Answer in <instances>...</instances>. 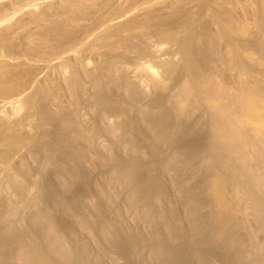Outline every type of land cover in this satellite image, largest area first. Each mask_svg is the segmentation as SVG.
I'll use <instances>...</instances> for the list:
<instances>
[{
	"label": "rangeland",
	"instance_id": "1",
	"mask_svg": "<svg viewBox=\"0 0 264 264\" xmlns=\"http://www.w3.org/2000/svg\"><path fill=\"white\" fill-rule=\"evenodd\" d=\"M21 1L23 2V0H20V2L19 0H0V16L2 17L9 14H11L9 16H12L11 18L9 16L7 17L8 19L10 18L9 20H6L7 23L5 21L3 24L2 22L3 26L5 27H2L0 23V68L2 69V67L4 66L5 68H3L2 70H7L8 68H10V70L13 69L12 71L14 72L15 70L17 72H20L22 70L23 72L25 68H32L31 70L26 69L25 71L29 70L30 73H34L31 74L32 76L30 77V80L24 88L16 91H9L7 86L4 88L3 97L0 100V117L4 118L5 126H0V135L2 134L4 128H9L12 133L10 135H5V138H0V154H14L10 160V171L13 170V172L15 173H21L22 171L24 175H28L30 173L29 175L34 174V176H37L39 178V194L41 198L43 196V205L45 200L44 212H46L48 216L50 215V219L52 218L54 224L55 222L57 224H55V226L59 227V229L63 231V234L66 235L65 237L68 238V245L70 247L76 246V242H79L80 240H86L87 245H89L90 243V245L87 247H90V250L92 249L90 251L91 254H95V252L98 253L103 248H106V250L108 248V251L110 250L108 252L103 249L104 256L101 254L103 258L101 257V255H92V258H90L94 262H98L100 264H122L123 262V264H148L150 263L148 260V255L151 247H147L148 245H144L145 247L141 245V247L138 248V246L140 245L136 244V242L139 240V238L141 237L140 239L145 240L146 236L148 237L149 231L152 230L150 229V226L155 228L158 226L159 228L161 227L160 225H162L163 220L161 218L162 221H160L159 216H161L162 214L163 217L166 216L168 218L176 217L179 219L181 216L182 218H180V220L184 219L183 222L186 221L187 216L182 215L183 211L180 207L182 202L180 201L178 195H176L178 194V188H175L176 186H178L176 184V186L174 185L173 187L175 190H170L172 193H168L169 195L165 199L160 201V207L157 206L155 208H149L150 210L148 209V218H145L146 216L142 213L141 209H139L140 207H138V205L129 204V201L127 202L128 190H125L128 189L126 188L127 185H119L121 183L114 173V167H116L119 163L125 164L130 159H135L137 162L140 161L136 166L137 172L140 173L145 172L144 170H149L151 173H153V175L155 174L158 179H162L164 176V174L159 173L160 170L156 165L157 160H155V158H153L152 155L149 154V152H151V149H158V144H151L147 141L149 139H146L149 144L154 146H151V148L149 145V149L148 146L145 147V144L148 145V143L146 141V143H144L143 141L147 136H143L144 138L141 136L146 135L147 133L144 134L145 129L139 123L140 119L139 117L137 118V112L146 110L147 105L148 108H150V106L155 102H160L163 107L169 106V98L171 93L175 91L178 83L185 76L186 69L193 64L207 62L211 67L209 73L216 79L224 82L227 85H230L231 79L223 76L224 72L230 67L233 60L230 57V54L236 49L240 50L241 47L245 44L252 47L249 50V52L252 54V57L244 55L240 51V53L236 56V59L244 60L252 68L258 67L261 57L256 53L257 51L254 47L255 44L252 41V38L256 34H258L260 30L259 18L260 16L264 17L263 5L261 2L264 3V0H227L225 2L223 0H213L212 2H209L210 0H64L65 3L62 2L63 0H26L24 1L25 3L23 2V4H26L30 1L31 7L32 4L35 7H32L33 11H31V14L27 12ZM67 2H71V4ZM73 4L75 5L73 6ZM132 19H136L141 24L143 23L146 26L145 29L139 30L137 28H132L118 35L114 34L115 32H112L111 34V31L114 30V26L125 23ZM244 19H246L247 21L248 33H245L240 37L233 39L232 32H229L225 35H222V31L220 32V30H222V24H220V21H222L223 23V21L225 22L233 20L232 22H234L236 20L238 23ZM68 21L70 22L68 23ZM193 32L196 34L195 39H193L192 37ZM53 36H56V38L58 37V39L60 37L61 39L58 40L56 38H53ZM47 37H49V42L50 39H52L50 43L46 41ZM97 37L101 40H99ZM126 37L130 41L127 45H124V42L122 41L127 40L125 39ZM97 39L99 40V43H97L96 45L95 42H98ZM40 42L46 43L45 47L47 49L45 48L44 50L43 43V48H40ZM122 43L125 47L122 45ZM141 50H143L144 53L143 51L141 52ZM112 54L115 55L116 58ZM188 54H191V58L189 60H187ZM72 55L75 56L72 57ZM113 57L115 58V60L121 59V63H123L122 67L120 61L116 60L114 61V63L118 62V68L120 66L122 68L121 73H124V75H126L127 77L120 73L121 75L119 74L116 78L117 81L115 79V82H112L109 79L108 83V79L105 80L106 76L104 74V71L106 68L105 73L107 72V63L110 60H114ZM69 58L75 60L77 59L81 62L83 60L88 64L85 63L87 64V66L84 65L83 68V62L81 63L79 61L82 64L80 65L77 64L78 61L76 60L77 65L75 64V67L74 65H71L70 67L69 65L67 66L66 63ZM59 61L61 62V64ZM57 62L59 63L57 64ZM124 63L130 66L128 67L126 65L128 67L127 68ZM134 63H145L147 64L146 66H148L149 68L151 67L150 69L153 70L156 76L155 78L158 81H162L159 87L155 85L156 83H154L152 79L149 80V78L145 76L146 71L141 72L140 70L138 71L139 74L137 72L136 75L133 76L135 72L133 73L131 65ZM60 65L62 68H64V73L61 70V77L58 75L60 74L58 73V68L60 67H56ZM63 65H66V67H63ZM76 67H78L80 70ZM123 68H125L126 72L123 71ZM142 73L144 74L142 75ZM87 74L89 76L93 75L91 76L93 77V79H87ZM140 74L142 77L139 76ZM137 75L139 78L137 77ZM74 77L83 79L82 89L78 88L79 86L77 83H75ZM144 77L146 78L143 79ZM71 78L73 79L71 80ZM130 78L132 80H130ZM94 79L95 82H98H96L97 85L95 84V82H92V80L94 81ZM141 79L143 81H140ZM69 80L71 82H73L74 80L73 83L75 84L72 83L71 85ZM133 80H135V82ZM242 82H248L246 76H243ZM113 83H115V87L117 88L118 92H121L117 93L115 91L116 88L113 87ZM122 83L123 85L124 83H126L125 85L127 87L129 86L131 89L127 88L128 90H125L126 93H123L124 91L120 90L119 88V86H123ZM109 84H112V88ZM116 84L119 86H117ZM106 88L108 89V91L104 94L107 95H104L103 89L106 90ZM73 92H75L76 94L73 95ZM108 92L110 93V95ZM111 95L113 99L115 98L114 100L112 99V97H110ZM132 96H134V100L130 98ZM109 97L114 102L109 101ZM13 99L15 100V102ZM8 100H12L13 105H19L20 101L25 103V100H31V102L24 105V107H26V110H24L25 108L23 107V109L20 110L17 114H12L10 113V111L4 110V105ZM107 100L110 103L112 102L114 107V103L117 104V107L115 108H119L118 110L121 115L116 116L117 114L113 113V111L111 110L107 112V115L109 112L113 114L109 113V116L106 115V111H104L103 107L104 105L102 104L107 103ZM193 102L195 104V107L199 108V112H204V104L199 100L197 93H194L193 95ZM107 105L105 104V107ZM139 107L142 109H138ZM46 108L48 109L46 110ZM102 110L103 114L101 116ZM72 115H77L78 121L81 120L79 122L81 123V125H79L78 123V126H81L82 128L79 129H84V131L87 133V139H90V141L87 140L86 142H84L83 147L81 148L78 145L82 146V143L79 142V144H77V141L72 139L76 142L75 143L71 140V135L74 131L73 128L71 126H69L68 128H63V126L60 125L61 121L71 117ZM122 117H125V120L121 119ZM137 119H139L138 123L136 122ZM120 120L123 121V128L125 127L124 125L127 124L126 126H131L130 130L129 127L124 128L127 132L125 130L122 131L123 129L120 130L119 128H116V126L114 127V125H118V123L121 122ZM191 122H193L192 118H184L182 120V124L184 127L194 128L198 131V133H195V136H191L193 138H191L192 141L194 140V137H197L194 141H196L197 144L203 142V144L205 145L207 142V132L205 131V126L198 125V122H194L192 126H189V123ZM57 123H59V127H57L58 125L56 126ZM104 124L107 125L105 126L106 130H111L109 126H113L114 128L118 129L119 131L116 130V133L118 134L114 132L115 135L113 136V133L109 132V130L103 132V130L105 129V127L103 128ZM60 126L63 129H60ZM56 127L58 129H56ZM101 128H103V130ZM98 129L100 131L102 130V133H104L103 136L102 133H97L99 132L97 131ZM131 130L132 133L128 134V132H130ZM111 131L113 132L115 131V129H112ZM140 131L141 134H139ZM133 132L135 133L134 135ZM95 133L97 136L99 134L100 135L97 137L95 136ZM137 134L140 136H137ZM132 136L133 138H131ZM68 137H70L69 140L71 141V143L69 140V143L67 142ZM139 137L140 139H138ZM113 138H115L118 143L127 141L128 139L129 141H131L132 139L135 141L138 140L136 142L140 141L139 144L137 143L139 149L136 148L139 150H137L138 154L136 153V155L138 156L134 157V151L132 152L133 156L125 152H123L124 155H122L121 149H117L118 143ZM62 139L63 141L65 139V141L62 142ZM58 141L62 144L60 143V147H55L56 145H58V143H56L55 145V142ZM90 142L91 146L89 144ZM85 145H87V149H84ZM48 146L51 148L48 149ZM49 150L50 152H52V155L49 154ZM53 150L57 151V154L56 152L54 153ZM79 150L83 152L81 153ZM85 150L89 154L88 156ZM140 150H142L143 153ZM67 151L72 153H67ZM73 151H75L74 154ZM76 151L78 153H81L80 155L84 159L85 157H87L86 160H84L81 156H79L81 157L79 158V154ZM108 151L111 152L113 157L108 158L110 160L107 159L106 163L103 166V164L101 165L100 163H98L96 158L100 153L104 154ZM168 152V150H165L164 152H160L159 155L164 158L165 156H167ZM63 153H66V158L62 157L64 156ZM76 153L77 156L75 155ZM140 153L141 155L143 154L142 156L145 159L140 158ZM67 154L71 157L67 158ZM83 154H85L86 156H84ZM59 156H61L60 158H62L61 161ZM47 157L49 158V160L46 159ZM161 157L159 159H161ZM185 157L186 158L184 164L186 165L184 166L187 169V167L192 166V163L194 164V161H189L190 163H187L186 161L188 160V154H185ZM53 158L55 160H52ZM56 158H58L59 160L56 161ZM78 158L79 161H77ZM126 158L127 161H125ZM41 159L46 162L45 164H43L44 167H41L39 165L43 161ZM70 159H72L74 163H78L79 166L75 164L77 166L73 165V167V161ZM80 160H83L82 162L84 163V165L82 164V162H80ZM94 160H96V164H94ZM37 161L39 162L37 163ZM44 161L42 163H44ZM58 161L59 164L57 163ZM70 161L71 166L69 164ZM60 163H62V167L65 164V166L70 169L68 170L67 168L66 170L64 167V169L62 170V168L60 167ZM79 163L83 165L84 169L80 167ZM3 164H1L0 161V166ZM19 164L23 166L18 168L19 170H17ZM38 165L39 167H41V169L38 167ZM3 167L5 168V165H3ZM3 167H0V171ZM71 167L74 168V170L76 169L75 174L72 173L74 172V170ZM79 167L81 168V170ZM25 168L26 171L27 169L28 171L24 173ZM37 168H39V172L37 171ZM41 170H44L45 172L42 171L43 174L40 175ZM77 170L81 171V173ZM205 176L206 174H199V176L195 175V178H191V180L187 183L189 184V182H192V184L190 185H193L199 182L200 179H202L201 182L203 186L205 181L202 177ZM165 177L166 176H164V178ZM197 178L200 179L198 180ZM195 179L197 181L193 183ZM76 182L78 183L77 188ZM82 183L85 185L83 186ZM81 186L84 189H82ZM76 190L78 194H80L77 196L78 201L80 202V199L82 198L81 202L78 203V205H80L78 206V211L76 212L77 217L79 216L78 218L81 217L83 219H87L88 217L87 220H90L94 216V208L99 206L100 208H98L102 212L101 217L104 223H115V221L117 220L123 228L126 227L125 229H128L129 232H127V230L125 231L127 236L131 235L129 236L130 240H132L130 241L131 243H125L123 247V242L121 240H119L121 244L120 242H118V240L117 242L112 241L114 237L111 234V241L114 244L110 242V245L101 244L100 246V243L99 245L97 242L92 243V241L89 240L91 238H87L88 235L87 233L85 234V231L83 232V230L81 231L78 229H74V221L69 220V218H67L66 215L63 214V211L59 204H61L63 199L68 200L70 198L69 201L75 199V194L77 193ZM103 191L104 193H108L109 198L111 197L109 201H107L101 195ZM37 195V193L34 194L35 199L39 197L38 196L36 198ZM60 197H62V199ZM72 197L73 199H71ZM35 199L34 201H36ZM54 199L60 200H57V202ZM103 199H105L106 201ZM53 200L57 203H55ZM34 201L32 202V204L34 203V205L39 202L38 199V202L35 203ZM48 203L50 204L48 205ZM54 203L56 204V206L54 205ZM32 204L30 205L25 203V201H22L19 210H23L24 208L25 211H27L26 209L29 210V206L31 207ZM46 204L48 206H46ZM57 206L58 208H56ZM80 206L83 207V209ZM157 208L158 210L155 211L154 209ZM173 209L174 212L172 213ZM23 211L21 212L24 216L25 211ZM139 213H141L142 215ZM156 213H159L160 215H157ZM109 216L110 219H108ZM19 219L18 221L16 220L19 223L16 222L17 228L14 229L18 230L20 229L18 227L24 228L25 226H28L29 222L26 218L22 217ZM156 219L158 222L156 221ZM20 221H23L21 223L24 226H20ZM63 225L64 227H62ZM67 225L69 226L68 228ZM64 230L66 232H64ZM0 232V237L2 239H0V242L5 244L8 239V234H6L7 232L4 233V231L1 230ZM6 237L7 239H5ZM69 238H71L72 241ZM135 238L136 240H138H134ZM182 238H178L176 243L185 240L184 238V240ZM115 244L117 247L114 246ZM119 245L122 246L118 248ZM128 246L131 247L129 248ZM109 247L111 249H109ZM121 247H123V252L125 254L119 253V249H121ZM127 250L128 252L130 251V254H128ZM220 252L217 253L218 256L216 255L217 258L219 257L218 259H215L216 264L223 257L221 255L222 252ZM132 254L134 257L132 256ZM95 256L98 257L96 258ZM93 257H95L96 260L93 259ZM153 262L155 264H161L157 261V263L155 261Z\"/></svg>",
	"mask_w": 264,
	"mask_h": 264
},
{
	"label": "bare ground",
	"instance_id": "2",
	"mask_svg": "<svg viewBox=\"0 0 264 264\" xmlns=\"http://www.w3.org/2000/svg\"><path fill=\"white\" fill-rule=\"evenodd\" d=\"M24 1L26 0H23V2ZM212 1L213 0H210L209 2H212ZM223 1L225 2L227 0H223ZM23 2L21 1L22 5H24L27 12L31 14V11H33V8L35 7L33 6V4H32L33 8L31 7L30 1H29L30 4L29 2H27L26 4H23ZM62 2L65 3L64 0ZM67 3L71 4V2H67ZM261 3L263 5V14H264V3L263 2ZM74 5L75 4H73V6ZM9 15L2 16V17L0 16V21H1L0 23L2 27H5L3 26V24L8 19L7 17ZM9 17L11 18L12 16H9ZM232 21H225V22L223 21V23L222 21H220V24H222V27L220 26L222 28V30H220V32L222 31V35L232 32L234 34V36L232 34V37L233 39H235L245 33H248V25H247L246 19L238 23L236 20L234 22ZM259 21H260V30L258 34H256L252 38V41L255 44L254 47L256 48V51H257L256 53L261 57L258 67L252 68L244 60L236 59V56L240 53V51L242 54L252 57V54L249 52L250 48L252 47L245 44L241 47L240 50L236 49L230 54V57L233 59L232 63L230 67L223 74L224 77H228L231 79L230 85H227L224 82L212 76L209 73V70L211 69V67L207 62L193 64V65H190L186 69L185 76L178 83L175 91L171 93L170 98H169V106L163 107L160 102H155L150 106V108H148V105H147L148 109L146 108V110H141L142 108L139 107L138 109H140L141 111L139 112L136 111L138 113L137 118L139 117L140 119L139 123L146 131V132L144 131V134L147 133L146 135H142L141 137L143 136L148 137V138L146 137L143 142L146 143L148 141L151 144H155V145L158 144V149L155 148L154 150L151 149L152 148L151 146H154V145H151L148 142H147L148 145L145 144L146 145L145 147L148 146V149H149V145H150L151 152H149V154L152 155V157L155 158V160H157L156 165L158 166L157 168L160 170L159 173L164 174V176L166 177L164 178V176L162 175L163 178L158 179V177H156L155 174L153 175V173H151L149 170L147 171L144 170L145 172H140V173L137 172L136 166H137V163L140 161L137 162L135 159H130L125 164L117 163L118 165L114 167V173L116 174L117 179L121 183L119 185L121 186L124 184L125 186L129 185L128 187L126 186V188L128 189H125V190H128L127 191V202L129 201L130 202L129 204L138 205V207H140L139 209H141L142 213L146 216L145 218H148L149 217L147 215L148 209L153 208V207L155 208L157 206L160 207L159 205L160 201L165 199L169 195L168 193L173 191L174 189L173 187L176 184L178 185V186L175 185L176 186L175 188H178V192H177L178 194L176 195H178V197L180 198V201L182 202L180 206L183 211L182 215L187 216L186 221L183 222L184 219L183 220L181 219L182 221L180 220V218H182L181 216L179 219L176 217L168 218L166 216L163 217L162 216L163 214H162L161 216H159L160 217L159 220L160 221L163 220V223L162 225H160L161 226L160 228L159 226L156 228L150 226V229L152 230L149 229L151 232L148 230L149 235L148 237L146 236V239L144 238L145 240L140 239L141 237L139 235L138 236L140 238L139 240L137 239L138 241L136 240V238L134 239L137 241L136 244L140 245L138 246V248H140L141 245L143 246L148 245L147 247L149 246L151 247V250H150L151 253L149 252L148 260L152 264L154 263L153 261L160 262L161 264H216L215 259L219 258V257L217 258L218 256L217 253L220 251L222 252L221 255L223 257L220 255L222 257L220 261L216 260V261H219L218 262L219 264H264V17L260 16ZM69 22L70 21H68V23ZM145 27L146 26L143 23L141 24L136 19H132L125 23L114 26V30L112 29L113 31H111V34L112 32L113 33L115 32L114 34L118 35L132 28L143 30L145 29ZM192 37L193 39H195L196 37V34L194 32L192 33ZM220 37H223V36H220ZM53 38H56V36L55 37L53 36ZM56 39H58V37ZM59 39L61 38L59 37ZM98 39L101 40L100 38ZM125 39L127 40H124L122 42H124V45H127L130 40H128L127 37ZM48 40H49V37H47L46 41L49 42ZM99 40L98 42L97 41L95 42L96 45L97 43H99ZM51 41L52 39H50V42ZM43 42H40L41 43L40 48H43L42 46L44 44V50H45L46 43H43ZM142 51L143 50H141V52ZM74 56L72 55V57ZM113 56L115 57V55ZM115 58L114 60L108 61L106 73H105L106 68L104 66L105 68L104 74L106 76L104 77H105V80L108 79L107 82L109 81V79L113 82L118 77V75L122 72L121 67L123 63H121V59L120 60L116 59L117 61H120L121 63V67L119 66L118 68V62L114 63V61H116ZM190 58H191V54H188L187 60H189ZM69 59L68 61L66 60L67 61L66 63H67V66L69 65L70 67L71 65H74L75 67L77 64H80V65L83 64V68H84V65L87 66L88 64L86 61H83V60H82L83 62L82 63L80 60L76 59L78 61L77 63L75 59H72V58L70 60ZM59 62H57V64ZM124 65L126 66L127 64L124 63ZM146 65L147 64L145 63L132 64L131 65L132 71L133 73L135 72V74L134 75L132 74V75L135 76L136 73L140 70L141 72L146 71L145 76H147L149 80L152 79V81L156 83L155 85L159 87L162 81H158L155 78L156 76L153 70L150 69L151 67L149 68ZM64 66L66 67V65H63V67ZM56 67L62 68L61 65L56 66ZM78 67L76 68L79 69ZM3 68L5 67L3 66L2 69ZM60 68H58L59 69L58 73H60L58 74L59 76L61 75V70L62 72L64 71V68L62 69ZM125 68H123L124 72H126ZM2 69L0 68V100L3 97V91L6 86L9 91H16L21 88H24L27 85L28 81L30 80V77L32 76L31 74L34 73V72L30 73L29 71L32 68L31 69L25 68V70L29 69L28 70L29 72L25 70L23 72L22 70L20 72H17L15 69H14L15 70L14 72L12 71L13 69L10 70V68H8L7 70H2ZM121 74L124 75V73H121ZM143 74L144 73H142V75ZM87 76H88L87 79H90V80L93 79V77H91L93 75L89 76L87 74ZM139 76H141V74ZM243 76L247 77L248 79L247 83L242 82ZM145 78L146 77H144L143 79ZM72 79L73 78H71V80ZM74 79H75V83H77L79 86L78 88L82 89L83 79L76 78V77H74ZM155 79H156V82H155ZM130 80L132 79L130 78ZM133 81L135 82V80ZM140 81H143V80L141 79ZM73 82L70 81L71 85ZM92 82L94 83L95 79L94 81L92 80ZM113 84H114L113 87H115V83ZM125 84L126 83H124L123 85L122 83L123 86L117 85L119 86L120 90L124 91L123 93H126L125 90L127 88L131 89L129 86L127 87ZM107 91H108L107 88L106 90L103 89V94ZM115 91L117 93L121 92V91L118 92L117 88L115 89ZM109 92H112V91H109ZM194 93H197L199 100L202 101V103L204 104V112H199V108L195 107V104L193 102ZM75 94L76 93L73 92V95ZM104 95H107V94H104ZM134 96L130 98L134 100ZM110 97H112V95ZM110 97H109V101H113L115 99V98L113 99L112 97L113 100H111ZM25 101H26L25 103L20 101V103L18 102L19 105L18 104L13 105V101L8 100L4 105V107L6 108V109L4 108V110L10 111V113L12 114H17L20 110L23 109L26 103L28 104L31 102V100L30 101L25 100ZM108 102L105 103L106 105L109 104L106 107H105V104H102L104 105L103 107H104V111H106V115L109 110L117 114L116 116L121 115L118 110L119 108H115L117 107V104L114 103L115 104V107H114L112 102L111 103L110 102L108 103ZM24 108H25L24 110H26V107ZM47 109L48 108H46V110ZM109 113L107 116L110 115ZM102 114H103V110H102L101 116ZM184 118L193 119V122L189 123V126H192L194 122H198V125L205 126V131L207 132V142L205 145L203 144V142L200 144H197L196 141H194L197 137H194V140L192 141L193 139L192 137L195 136V133H198V131L194 128L184 127L182 124V120ZM121 119L125 120V117H122ZM139 119H137L136 121L137 123ZM80 121H78L77 115L75 116L72 115L71 117L66 118L65 120L61 121L60 125L63 126V128L64 127L68 128L69 126L73 128L74 131H73V134L71 135V140L73 139L77 141L78 142L77 144H79V142L82 143V146L78 145L81 148L83 147V143L86 142L87 140L90 141V139L89 138L87 139V133L84 131V129L83 130L79 129V128H82L81 126L80 127L78 126V123ZM120 121H119L120 123L117 122L118 125L116 124L114 125V127L116 126V128H119L120 130L123 129L122 131L125 130L124 128L129 127V130H130L131 126L129 125L126 126L127 124L125 123L126 125H124L125 127L123 128V124H122L123 121L122 120ZM105 124L103 128L107 126ZM79 125H81V123H79ZM0 126H3V127L5 126L4 118H1V117H0ZM56 126L59 127V123H57ZM61 126H60V129H63L61 128ZM57 127L56 129H58ZM109 127L111 128V130L115 129V131L113 132L108 129L109 132L113 133V136H114L115 135L114 132L116 133V130L118 129L114 128L113 126L112 127L109 126ZM103 128L101 129L103 130ZM102 130L100 131L98 129L97 131L99 132L97 133H102ZM108 130H106V127H105L103 132H106ZM11 133L12 131L9 128H4V130L2 131V134L0 135V138H5V135H10ZM129 133H132V130L128 132V134ZM103 134L104 133H102V136ZM134 134L135 133L133 132V135ZM139 134H141V131ZM95 136H97L96 133H95ZM117 136H116V139H117ZM137 136H140V135L137 134ZM131 138H133V136ZM69 139L70 137L67 138L68 143L70 141ZM138 139H140V137ZM146 139H149V140L146 141ZM60 141H61V138H60ZM64 141L62 139V142ZM136 141L133 139L129 141L128 139L127 141H122L118 143L116 140V142L118 143L117 149L118 148L121 149L122 155H124L123 152L128 153L129 155H132V152L134 151L135 152L134 157H136L138 156L136 155V153H137V150L139 149L138 148L139 146H137V143L139 144L140 142V141L139 142H136ZM56 143H58V145H56ZM60 143L59 141L55 142V145H56L55 147H60L59 145L62 144ZM89 144L91 146V142ZM86 146L87 145L84 146V149L88 148ZM90 146H89V149H90ZM50 148L51 147L48 146V149ZM81 150L79 151L81 152ZM165 150L169 151L168 152L169 155L167 153V156L162 158L159 154L160 152L162 151L164 152ZM48 152L49 154L52 153L50 152V150ZM53 152L54 153L56 152L57 154V151L53 150ZM74 152L75 151H73V154ZM85 152L87 153L86 150ZM67 153H70V152L67 151ZM77 153L75 154L76 156H77ZM81 153H78L79 154L78 157L81 156L80 155ZM65 154L63 153L64 156L62 157H65L66 156ZM185 154H188V160L186 161L187 163L194 161V164L192 163V166L190 167L186 166L187 169L184 166L186 165L184 164L185 158H186ZM13 155L14 154H0L1 164L4 163L3 165H5V168L3 167V165L0 166V167H3L2 170L0 171V230L4 231V233L7 232L6 234H8V239L7 237L5 238L7 239V242L5 244L0 242V264H100L98 262H94L91 260L92 255L93 256L94 255L100 256L101 254L103 255L104 250L108 251V248L107 250L106 248L105 249L103 248L104 250L102 249L98 253L95 252V254L94 253L91 254L90 251L92 249L90 250L89 249L90 247H87L90 245V243L89 245H87L86 240H80L79 242H76L77 243V245L75 244L76 246L70 247L68 245L69 240L68 238L65 237L66 235L63 234V231L59 229V227L55 226L56 222L54 224L52 218L50 219L49 217L50 215L48 216L46 212H44L45 200H44V205H43V201H42L43 196L41 198L39 194V190H40L39 183H38L39 178L37 176H34V174L29 175L30 174L29 172H28L29 173L28 175H24L23 172L21 171V173L23 174L22 175L21 173L13 172V170L10 171L11 170L10 160ZM83 155L86 156L85 154ZM88 155L89 154L87 153V156ZM142 155L140 156V158H143ZM159 156L161 157V159H159L160 158ZM60 157L61 156H59V158ZM68 157L70 158L71 156L68 155L67 158ZM110 157H113V156L111 152L108 151L104 154L100 153L97 156L96 160L98 161V163H100L101 165L103 164L104 166L107 159ZM79 158L77 161H79ZM86 158L87 157L83 159L86 160ZM46 159L49 160L48 157ZM61 159L62 158H60V161ZM52 160H55V159L53 158ZM57 160L59 159L56 158V161ZM96 160H94V164H96L95 163ZM82 161L80 160V162ZM125 161H127V158ZM38 162L39 161H37V163ZM42 162L39 165L41 167H44L43 164H45L46 162L45 161L44 163ZM57 163L59 164V161ZM70 163L71 161L69 162V164ZM60 164H61L60 167L62 168V170L64 169V167L67 170L68 167H66L65 164L63 167H62V163ZM75 164L78 165V163L76 162L74 163L73 161L72 166ZM79 164H80V167L83 168L84 163L82 162L83 165H81V163ZM22 166L19 164V167H17V170H19L18 168ZM41 167L39 168L41 169ZM39 168H37V171ZM69 169L70 168H68V170ZM72 169L74 170V168ZM72 169H71V172H72ZM75 170L74 172H72L73 174H75ZM27 171L25 168L24 173ZM42 171L45 172L44 170H41L40 175L43 174ZM10 172H13V173H10ZM79 172L81 173V171ZM199 174H206L205 177H202L204 178V181H205L203 186L201 182L202 179L200 178H199L200 181L197 182L196 184L190 185L192 184V182L191 183L189 182V184L187 183L188 181L191 180V178L194 179L195 178L194 176L195 175L199 176ZM80 176H83V175H80ZM196 181L197 180L195 179L193 183H195ZM83 183L82 185L84 186L85 184ZM77 185L78 183L76 184V188H77ZM81 188L84 189L82 186ZM104 191L101 193V195L103 196V198L109 201L111 197L109 198L108 193H104ZM35 193L38 194L36 198L39 196L37 198L39 202L37 201V199H35V196H34ZM75 195H76L75 199H73L74 196L71 198L73 200L69 201L70 198L68 200L63 199L61 204L58 203L61 206L63 214H65L66 217L69 218V220L74 221L73 222L75 226L74 229H78L81 231L83 230V232L85 231V234L87 233L88 235L87 238H91L89 240H91L92 243L97 242L98 245L100 243V246L101 244L110 245V242L114 244L113 242L114 241L117 242V240L118 242H120L119 240L123 242V247L125 243L127 244L131 243L130 241L132 240H130V237H129L131 235L128 234L129 236H127L126 231H125L127 230V232H129L128 229H125L126 227L123 228L117 220L115 221V223L111 221H110L111 223H104L101 217L102 212L99 209L100 208L99 206L94 208L93 210L94 216L92 215L93 218H91L90 220H87L88 217L87 219H83L81 217L78 218L79 216L77 217L76 212L78 211L77 209H78V206L80 205V204L78 205V203L81 202L82 198L80 199V202H79L77 199L78 198L77 196L80 194H78L77 192ZM62 197L60 198L62 199ZM82 197H83V194H82ZM34 199L36 201H34ZM57 200L59 201L60 199H57ZM22 201H25V203L30 204V205L32 204L33 201L35 203L36 202L38 203H36V205H34L33 203L31 207L29 206V210L26 209L27 211H25V209L23 208L25 212H28V213H25L23 210H19V208L21 207ZM50 203H48V205ZM55 203L54 205L56 206ZM48 205L46 204V206ZM56 208H58V206ZM81 208L83 209V207ZM158 208L154 210L156 211L158 210ZM21 211L24 212L25 214L24 216L22 215ZM79 211H82V210H79ZM173 212H174V209L172 213ZM156 214L160 215L159 213H156ZM22 217L28 220L29 222L28 226L27 227L25 226L24 228L18 227L20 228L18 230L14 229V228H17L16 224L19 223L17 222L18 219ZM108 219H110V216ZM21 222L23 221H20V226L21 225L24 226ZM14 223H15V227H14ZM62 227H64V225ZM68 227L69 226L67 225V228ZM70 227H71V224H70ZM64 232L66 231L64 230ZM111 234L114 237V239L112 240L113 242L111 241ZM95 235H96V238H95ZM180 237L181 238L183 237L185 240L182 238L184 241L180 239L182 242L178 240L179 242L176 243L177 239ZM69 239L71 240V238ZM114 246H116V244ZM120 246L122 245H119L118 248ZM123 247L119 249V253H124ZM109 249L111 248L109 247ZM129 252L128 254H130ZM95 257H93V259H95ZM101 264H104V263H101Z\"/></svg>",
	"mask_w": 264,
	"mask_h": 264
}]
</instances>
